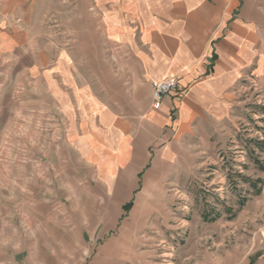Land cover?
I'll return each instance as SVG.
<instances>
[{
	"label": "crops",
	"instance_id": "crops-1",
	"mask_svg": "<svg viewBox=\"0 0 264 264\" xmlns=\"http://www.w3.org/2000/svg\"><path fill=\"white\" fill-rule=\"evenodd\" d=\"M23 2L0 0V264L18 234L83 204L89 176L132 178L157 142L159 157L207 145L249 86L264 98V0H92L99 38L85 75L5 10ZM167 79L177 94L154 111L151 83ZM236 255L191 250L168 264H251Z\"/></svg>",
	"mask_w": 264,
	"mask_h": 264
},
{
	"label": "rangeland",
	"instance_id": "rangeland-1",
	"mask_svg": "<svg viewBox=\"0 0 264 264\" xmlns=\"http://www.w3.org/2000/svg\"><path fill=\"white\" fill-rule=\"evenodd\" d=\"M24 1L5 10L22 13L29 33L68 50L87 74L83 65L96 61L99 38L92 0ZM246 93L231 126L207 145L187 140L159 157L157 142L132 178L89 176L83 204H66L47 227L18 234L23 240L9 245L3 264H168L203 249L235 258L248 253L255 264L264 254V98L253 85Z\"/></svg>",
	"mask_w": 264,
	"mask_h": 264
},
{
	"label": "built area",
	"instance_id": "built-area-1",
	"mask_svg": "<svg viewBox=\"0 0 264 264\" xmlns=\"http://www.w3.org/2000/svg\"><path fill=\"white\" fill-rule=\"evenodd\" d=\"M178 84L174 79H167L151 83V108L158 111L162 107L163 99L177 94Z\"/></svg>",
	"mask_w": 264,
	"mask_h": 264
},
{
	"label": "water",
	"instance_id": "water-1",
	"mask_svg": "<svg viewBox=\"0 0 264 264\" xmlns=\"http://www.w3.org/2000/svg\"><path fill=\"white\" fill-rule=\"evenodd\" d=\"M263 233H264V228H263Z\"/></svg>",
	"mask_w": 264,
	"mask_h": 264
},
{
	"label": "trees",
	"instance_id": "trees-1",
	"mask_svg": "<svg viewBox=\"0 0 264 264\" xmlns=\"http://www.w3.org/2000/svg\"><path fill=\"white\" fill-rule=\"evenodd\" d=\"M125 208H126V206H125Z\"/></svg>",
	"mask_w": 264,
	"mask_h": 264
}]
</instances>
